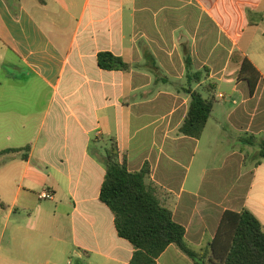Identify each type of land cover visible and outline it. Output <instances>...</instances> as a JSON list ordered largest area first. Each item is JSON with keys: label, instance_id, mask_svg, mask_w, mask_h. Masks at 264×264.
I'll return each instance as SVG.
<instances>
[{"label": "crops", "instance_id": "crops-1", "mask_svg": "<svg viewBox=\"0 0 264 264\" xmlns=\"http://www.w3.org/2000/svg\"><path fill=\"white\" fill-rule=\"evenodd\" d=\"M184 84L215 99L199 139ZM112 139L196 252L227 212L264 229V0H0V152L30 147L0 157V264H130L100 201ZM157 264L195 263L171 245Z\"/></svg>", "mask_w": 264, "mask_h": 264}, {"label": "trees", "instance_id": "trees-1", "mask_svg": "<svg viewBox=\"0 0 264 264\" xmlns=\"http://www.w3.org/2000/svg\"><path fill=\"white\" fill-rule=\"evenodd\" d=\"M98 63L104 70L130 69L122 58L109 52L100 53ZM240 76L249 80L254 93L257 85L254 76L260 77V74L249 60L243 62ZM198 77L201 78L202 73L191 75L192 80ZM184 89L191 96V104L180 134L199 139L211 117L215 99H206L200 92ZM29 151V146L7 149L0 152V157L24 152L23 158L27 159ZM259 157L264 160V141ZM104 165L106 176L100 201L114 214L119 237L128 241L135 250L130 264H157L171 245H175L195 264H264V229L251 212H227L213 243L206 250L196 252L185 241V228L173 220L171 211L160 204L147 185L148 169L129 171L126 164L120 161L115 139L111 140L106 150Z\"/></svg>", "mask_w": 264, "mask_h": 264}, {"label": "rangeland", "instance_id": "rangeland-1", "mask_svg": "<svg viewBox=\"0 0 264 264\" xmlns=\"http://www.w3.org/2000/svg\"><path fill=\"white\" fill-rule=\"evenodd\" d=\"M202 76L204 77V78H207V73L204 71V70H202ZM194 84H195V82H194ZM179 85V84H178ZM180 86V85H179ZM184 86V88H186V89H189V85L188 84H184L183 85ZM183 86H181V87H183ZM176 87V86H175ZM192 87H193V85H192ZM221 88H220V92H226L227 94H231V88H232V86H227L226 85V87L225 86H220ZM228 99H230L229 97H228ZM71 261L73 262V264H77V260H76V258L75 257H72L71 258Z\"/></svg>", "mask_w": 264, "mask_h": 264}, {"label": "built area", "instance_id": "built-area-1", "mask_svg": "<svg viewBox=\"0 0 264 264\" xmlns=\"http://www.w3.org/2000/svg\"><path fill=\"white\" fill-rule=\"evenodd\" d=\"M42 198H44V199H53V194L50 193V192H44L42 194Z\"/></svg>", "mask_w": 264, "mask_h": 264}]
</instances>
